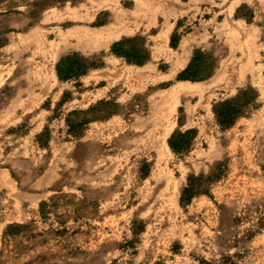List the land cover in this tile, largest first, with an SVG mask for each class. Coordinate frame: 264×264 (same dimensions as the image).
<instances>
[{
    "label": "rangeland",
    "instance_id": "1",
    "mask_svg": "<svg viewBox=\"0 0 264 264\" xmlns=\"http://www.w3.org/2000/svg\"><path fill=\"white\" fill-rule=\"evenodd\" d=\"M138 34L146 62L110 52ZM195 48L214 72L179 80ZM72 52L103 55L81 86L56 75ZM246 86L258 106L220 128L213 105ZM101 100L115 111L69 134L68 114ZM188 129L181 157L168 139ZM219 161L226 172L185 204L188 179ZM225 256L264 264V0H0V264Z\"/></svg>",
    "mask_w": 264,
    "mask_h": 264
},
{
    "label": "trees",
    "instance_id": "2",
    "mask_svg": "<svg viewBox=\"0 0 264 264\" xmlns=\"http://www.w3.org/2000/svg\"><path fill=\"white\" fill-rule=\"evenodd\" d=\"M149 43L145 36L138 34L124 37L110 46V52L118 57H123L130 63L142 64L150 57ZM103 55H85L72 52L60 58L55 64V71L60 81H74L75 86H81L80 79L90 69L103 65ZM217 58L213 52L195 48L188 64L178 73L179 80H203L209 78L216 67ZM68 93L64 92L62 101H66ZM115 101L101 100L90 105L85 110L72 111L66 118L68 133L78 136L85 126L94 119L105 118L115 111ZM258 106V94L251 86L240 88L234 95L229 96L213 105V112L217 124L222 129L234 125L241 117H246ZM195 130H176L168 139V144L173 153L185 156L193 145ZM227 170V164L219 161L209 175L192 176L183 187L181 200L189 204L192 198L199 193L208 194V186L213 180L220 178ZM201 264H234L229 256L220 262L201 260Z\"/></svg>",
    "mask_w": 264,
    "mask_h": 264
},
{
    "label": "bare ground",
    "instance_id": "3",
    "mask_svg": "<svg viewBox=\"0 0 264 264\" xmlns=\"http://www.w3.org/2000/svg\"><path fill=\"white\" fill-rule=\"evenodd\" d=\"M102 39H103V38H102ZM103 40H104V39H103ZM99 41H101V40H99ZM99 41H98V42H99ZM104 42H105V41H104ZM99 43H100V42H99Z\"/></svg>",
    "mask_w": 264,
    "mask_h": 264
}]
</instances>
